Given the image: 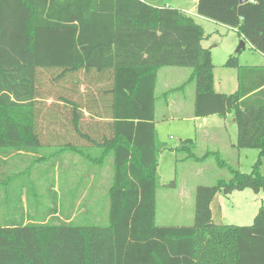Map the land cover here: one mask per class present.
<instances>
[{
	"label": "trees",
	"instance_id": "1",
	"mask_svg": "<svg viewBox=\"0 0 264 264\" xmlns=\"http://www.w3.org/2000/svg\"><path fill=\"white\" fill-rule=\"evenodd\" d=\"M196 12L264 55V0H197ZM203 38L180 9L143 0H0V264H264V204L250 225L214 222L210 207L264 191V66L240 67L237 91L217 92ZM164 66L192 69L195 117L232 114L233 146L258 149L249 173L196 187L191 225L155 222ZM98 191L107 224H73Z\"/></svg>",
	"mask_w": 264,
	"mask_h": 264
},
{
	"label": "rangeland",
	"instance_id": "2",
	"mask_svg": "<svg viewBox=\"0 0 264 264\" xmlns=\"http://www.w3.org/2000/svg\"><path fill=\"white\" fill-rule=\"evenodd\" d=\"M143 1L158 7L192 9L191 17L198 24L201 21L208 35L205 44L213 50L212 72L217 91L220 93L232 94L237 91L240 67L264 66V55L253 49L249 42L237 51L242 38L236 29L199 15L194 5L195 0ZM229 47L233 48L231 55L236 57L237 66L224 65L229 57V55L225 57V49ZM191 72L190 67L178 66H164L158 70L154 128L157 145L162 148L159 147L155 169V175L159 180L156 192L157 225L193 224L196 187L213 185L220 179L229 180L234 169L249 173L258 158V149L236 148L232 145L236 142L237 126L236 123L234 125L230 113L225 117L226 126L218 130L213 127L214 125L203 127L201 119L193 118L196 88L194 81L189 79ZM44 79L50 80L49 74L46 73L42 80ZM220 79H223L222 85L228 86L226 92L221 91L224 86L219 85ZM170 86L177 88L169 90ZM80 88L84 89L85 85H80ZM219 118V115H212V119H216V125ZM206 126H209L208 131L213 134H206L204 129ZM188 138L194 140L193 146L188 144L187 148L175 149L181 147V141ZM67 155L73 156L70 152ZM260 170L264 172V157H261ZM62 182L63 174L60 175L61 186ZM83 186L84 184L79 186L81 191ZM28 199L31 200L30 188H28ZM262 204H264V191L255 193L250 188H245L227 195L219 194L210 205L214 222L250 225ZM107 205L108 197L104 191H98L94 200L88 195L82 204L77 205L80 210L73 224H107Z\"/></svg>",
	"mask_w": 264,
	"mask_h": 264
},
{
	"label": "crops",
	"instance_id": "3",
	"mask_svg": "<svg viewBox=\"0 0 264 264\" xmlns=\"http://www.w3.org/2000/svg\"><path fill=\"white\" fill-rule=\"evenodd\" d=\"M196 2V4H197V0H195ZM196 4H194L195 6H196ZM181 11H183L184 13H186L187 15H189V16H192V9L191 10H185V9H181ZM196 22V21H195ZM199 23L201 24H199L200 26H201V28L203 29V32H204V38L201 40V45H202V47H204V48H209L206 44H205V42H206V40H205V38H207V36L208 35H206V33H205V31H204V28H203V26H202V23H201V21H199ZM247 44V43H246ZM210 49V48H209ZM232 49L233 48H226L225 49V57H227V55H231L232 54ZM210 51H211V57L213 56V50H211L210 49ZM212 60H213V58H212ZM159 70V69H158ZM192 70V69H191ZM92 71H94V70H91V72ZM191 74H192V72L190 73V80L192 81V79H191ZM213 79H214V90L215 91H217V85H216V82H215V76L213 77ZM157 80H158V71H157V75H156V82H155V88H156V86H157ZM220 86H224V88L221 90V91H224V92H226L227 91V85L226 84H224V85H222V83H223V79H220ZM184 83V82H183ZM182 83V84H183ZM182 87V86H181ZM180 87V88H181ZM175 88H177V87H175V86H170V88H168L169 90H174ZM81 90H83V89H81ZM217 92H219V91H217ZM154 94H155V89H154ZM173 103H176V102H173ZM192 112H194V109H193V111ZM191 112V113H192ZM229 114V113H228ZM192 115L194 116V114L192 113ZM227 116V115H226ZM226 116H219L220 118L218 119V123H217V125L215 124V122H216V119H212V115H210V116H206V117H193L194 119H196V120H199V119H201L202 121H201V125H203V127L205 126V125H214L213 127H215V129H223L225 126H226V124H225V122H226V119H225V117ZM231 116H232V114H231ZM233 117V116H232ZM233 122H234V125H235V119H234V117H233ZM212 123V124H211ZM205 131H206V134L208 133V134H213L212 132H210V131H208V130H210V128H209V126H206L205 128ZM207 134V135H208ZM232 145H234V143H232ZM72 157V155H66V159H69V158H71ZM73 160H76V157L75 156H73ZM70 185H72V183H69ZM217 195H219V194H217ZM217 195L213 198V200H216V198H217ZM97 195H94V196H92L91 198H92V200H94L95 199V197H96ZM212 200V201H213ZM210 207H211V205H210ZM211 214H212V212H211ZM212 219H213V217H212ZM219 223V222H218Z\"/></svg>",
	"mask_w": 264,
	"mask_h": 264
},
{
	"label": "water",
	"instance_id": "4",
	"mask_svg": "<svg viewBox=\"0 0 264 264\" xmlns=\"http://www.w3.org/2000/svg\"><path fill=\"white\" fill-rule=\"evenodd\" d=\"M247 0H239L240 3H245ZM246 41L244 39H241L239 46L237 47V51L241 48L245 47Z\"/></svg>",
	"mask_w": 264,
	"mask_h": 264
}]
</instances>
